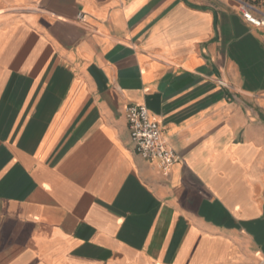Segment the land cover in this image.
<instances>
[{"label":"crops","instance_id":"crops-1","mask_svg":"<svg viewBox=\"0 0 264 264\" xmlns=\"http://www.w3.org/2000/svg\"><path fill=\"white\" fill-rule=\"evenodd\" d=\"M0 264H264V28L234 0H0Z\"/></svg>","mask_w":264,"mask_h":264},{"label":"built area","instance_id":"built-area-1","mask_svg":"<svg viewBox=\"0 0 264 264\" xmlns=\"http://www.w3.org/2000/svg\"><path fill=\"white\" fill-rule=\"evenodd\" d=\"M239 5L243 20L256 28H264V14L254 0H234ZM222 86L226 85L221 82ZM126 119L131 143L138 156L149 163L157 162L167 172L179 160L164 142L161 124L153 120L143 106L126 108Z\"/></svg>","mask_w":264,"mask_h":264}]
</instances>
